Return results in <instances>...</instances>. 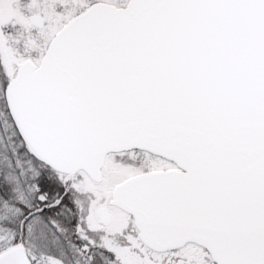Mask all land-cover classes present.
I'll use <instances>...</instances> for the list:
<instances>
[{
    "label": "snow or ice",
    "instance_id": "snow-or-ice-1",
    "mask_svg": "<svg viewBox=\"0 0 264 264\" xmlns=\"http://www.w3.org/2000/svg\"><path fill=\"white\" fill-rule=\"evenodd\" d=\"M0 264H264V0H0Z\"/></svg>",
    "mask_w": 264,
    "mask_h": 264
}]
</instances>
